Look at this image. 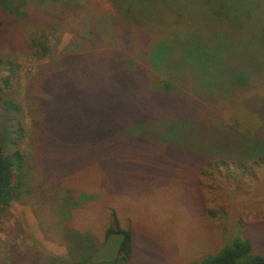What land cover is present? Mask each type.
Masks as SVG:
<instances>
[{"label": "rangeland", "instance_id": "obj_1", "mask_svg": "<svg viewBox=\"0 0 264 264\" xmlns=\"http://www.w3.org/2000/svg\"><path fill=\"white\" fill-rule=\"evenodd\" d=\"M133 2L143 15L164 7L162 0ZM115 4L83 0V8L62 14L60 7L43 12L40 0H27L24 17L0 28V143L8 154L26 157L20 197L0 203V264H73L80 234L92 231L99 248L111 227L128 232L132 244V254L124 258L123 249L115 264H187L235 241L264 255V163L246 156V141L212 149L209 133L173 138L127 129L156 117L174 121L191 103L157 92L152 72L134 68L138 48L124 50L122 38L111 36ZM147 16L130 23L144 53L145 35L155 40L165 26L156 21L155 29ZM48 23L62 35L55 52L33 55V29ZM257 81L233 98L198 107L202 129L225 132L217 134L218 145L264 136V80ZM254 96L258 113L241 105Z\"/></svg>", "mask_w": 264, "mask_h": 264}, {"label": "trees", "instance_id": "obj_2", "mask_svg": "<svg viewBox=\"0 0 264 264\" xmlns=\"http://www.w3.org/2000/svg\"><path fill=\"white\" fill-rule=\"evenodd\" d=\"M40 1L44 7L47 6L43 12H48L49 7L53 6L60 7L62 14L67 12L70 14L71 10L84 7L83 0ZM114 1L118 14L111 17L117 28H114L116 33L111 36L114 37L116 34L122 38L120 40L125 44L124 50L127 48V51H131L136 46L142 54L140 61L135 63L138 65L132 64L129 67L150 70L154 76L153 81L158 80L157 92H164L171 97L184 100L183 104L191 103V111L181 117H175L174 121L172 117H156L154 120L127 129L141 135H145L150 130L173 138H186L187 133L192 136L209 133L212 138L209 148L212 149L231 150L235 146H233L234 142L246 141L244 150L246 156L264 163V136H259L256 132V135H250L249 139L241 137L230 142L225 141L227 144L220 146L216 143L219 141L217 134L223 135L225 132L217 127L202 129L198 124L200 121L198 107H205L204 101L214 103L216 100H226L227 97L233 98L239 88L247 86L255 88L256 84L260 83L257 80H264V0H198L195 3L173 7L166 6L171 0H162L163 8L151 7L145 10V15L132 7L133 1L138 2V0H123L124 3L121 0ZM26 3L27 0H0V28L8 21L16 22L23 18L25 11L22 7ZM146 15L154 20L155 29L156 21H160L161 26L165 24V29H157V32L162 34L155 40L152 34L145 35L144 40L146 39L148 49L144 53L137 34L130 29V23H142L141 20L144 19L141 18H145ZM177 17L181 19L180 25L182 20H185V26L181 27L182 25L177 24L175 20ZM95 20L103 19L96 17ZM55 26V23H48L46 27L37 26L35 31L33 29L29 41L33 55L54 54V48L62 36L61 33H55L57 30ZM103 32V37L109 33L107 29H103ZM88 33L92 34V32ZM88 33L84 32L81 36ZM4 65L0 57V68ZM6 83L9 85L7 81ZM189 84L195 88L194 91L186 90L184 86L187 87ZM235 99L237 102L240 100L237 96ZM258 100H260L258 96L248 97L242 100L241 105L248 109L247 111L255 112L254 108H258L256 106ZM252 101L255 102L253 105ZM5 103L7 108L13 111L14 103L9 100ZM260 110L264 123V105ZM262 127L264 131V124ZM230 130L238 133L235 127ZM25 163L26 157L23 152L8 154L4 145L0 143V203H8L20 197ZM14 173H17L16 179ZM114 219V224L119 223L115 211ZM117 230L124 231L111 227L106 237ZM91 232L87 231L78 236L76 246L79 251L76 252L73 264L89 262L103 264L102 261L92 260L93 254L101 246L97 247V236ZM126 234L127 240L123 246L124 258L132 254L131 235L128 232ZM115 263L116 260L109 261V264ZM187 264H264V255L252 253L251 246L247 242L235 241L232 246L224 248L218 254Z\"/></svg>", "mask_w": 264, "mask_h": 264}, {"label": "water", "instance_id": "obj_3", "mask_svg": "<svg viewBox=\"0 0 264 264\" xmlns=\"http://www.w3.org/2000/svg\"><path fill=\"white\" fill-rule=\"evenodd\" d=\"M126 240L127 234L124 231H113L109 233L104 245L96 251L92 260L94 262L117 260Z\"/></svg>", "mask_w": 264, "mask_h": 264}]
</instances>
